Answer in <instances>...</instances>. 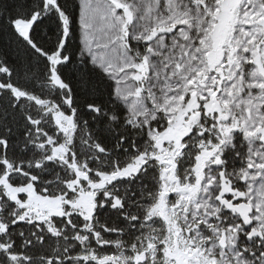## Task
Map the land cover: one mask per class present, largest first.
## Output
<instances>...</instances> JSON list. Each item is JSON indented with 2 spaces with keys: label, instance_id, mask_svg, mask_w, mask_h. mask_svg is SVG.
<instances>
[{
  "label": "snow or ice",
  "instance_id": "snow-or-ice-1",
  "mask_svg": "<svg viewBox=\"0 0 264 264\" xmlns=\"http://www.w3.org/2000/svg\"><path fill=\"white\" fill-rule=\"evenodd\" d=\"M0 264H264V0H0Z\"/></svg>",
  "mask_w": 264,
  "mask_h": 264
}]
</instances>
